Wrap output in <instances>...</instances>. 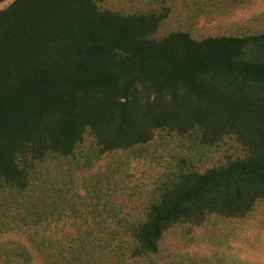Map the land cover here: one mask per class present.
<instances>
[{
	"label": "trees",
	"instance_id": "trees-1",
	"mask_svg": "<svg viewBox=\"0 0 264 264\" xmlns=\"http://www.w3.org/2000/svg\"><path fill=\"white\" fill-rule=\"evenodd\" d=\"M164 18L95 0H14L0 11V187H28L32 222L53 202L37 165L73 156L86 136L100 154L158 132L230 136L244 149L163 183L133 230V254L156 253L174 224L243 217L264 200V33L155 39Z\"/></svg>",
	"mask_w": 264,
	"mask_h": 264
},
{
	"label": "rangeland",
	"instance_id": "rangeland-1",
	"mask_svg": "<svg viewBox=\"0 0 264 264\" xmlns=\"http://www.w3.org/2000/svg\"><path fill=\"white\" fill-rule=\"evenodd\" d=\"M13 1L0 3V11ZM95 3L124 15L166 13L155 39L176 31L195 40L264 33V0ZM243 155L230 136L205 143L198 133L158 132L149 144L107 154L86 136L73 156L37 165L35 179L53 201L44 204L38 224L28 216V187H0V264H264V200L243 217L211 214L198 224H174L156 253L133 254V230L163 183Z\"/></svg>",
	"mask_w": 264,
	"mask_h": 264
}]
</instances>
